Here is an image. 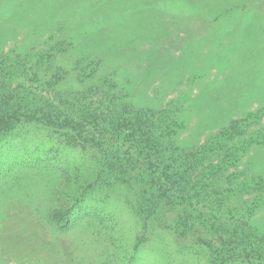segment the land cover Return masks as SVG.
<instances>
[{"label":"rangeland","instance_id":"374dc122","mask_svg":"<svg viewBox=\"0 0 264 264\" xmlns=\"http://www.w3.org/2000/svg\"><path fill=\"white\" fill-rule=\"evenodd\" d=\"M65 39L72 49L41 67L71 70L62 91L112 77L136 104L179 111L186 144L258 111L249 131L263 142L238 169L264 175V0H0V53L31 61ZM90 64L97 72L82 82ZM101 164L59 131L16 128L0 146V264H210L197 230L176 227L177 211L141 217L136 188ZM66 197L79 204L62 230L49 215ZM252 224L264 232V206Z\"/></svg>","mask_w":264,"mask_h":264},{"label":"trees","instance_id":"16d2710c","mask_svg":"<svg viewBox=\"0 0 264 264\" xmlns=\"http://www.w3.org/2000/svg\"><path fill=\"white\" fill-rule=\"evenodd\" d=\"M73 45L55 41L31 61L0 53V146L21 124L59 131L67 144L95 152L101 171L136 188L141 217L177 211L176 227L183 234L197 230L210 264H264V232L252 224L264 206V175L238 169L251 145L263 142L262 131H249L258 111L232 120L202 143L186 144L179 111L136 104L112 77L62 91L71 70L58 66L48 75L41 67ZM93 66L81 69L82 82L96 74ZM78 204L60 199L50 222L69 228Z\"/></svg>","mask_w":264,"mask_h":264}]
</instances>
